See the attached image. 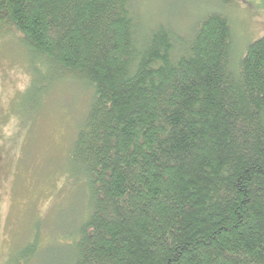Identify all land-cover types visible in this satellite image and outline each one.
Segmentation results:
<instances>
[{
	"label": "trees",
	"instance_id": "16d2710c",
	"mask_svg": "<svg viewBox=\"0 0 264 264\" xmlns=\"http://www.w3.org/2000/svg\"><path fill=\"white\" fill-rule=\"evenodd\" d=\"M132 1L0 0L53 83L92 90L68 155L72 264H264V35L239 59L223 14L180 35Z\"/></svg>",
	"mask_w": 264,
	"mask_h": 264
},
{
	"label": "rangeland",
	"instance_id": "374dc122",
	"mask_svg": "<svg viewBox=\"0 0 264 264\" xmlns=\"http://www.w3.org/2000/svg\"><path fill=\"white\" fill-rule=\"evenodd\" d=\"M132 10L142 24L171 25L180 35L221 13L239 59L264 35V0H133ZM53 74L21 35L0 26V264H13L35 236L27 264H72L68 236L84 204L68 155L92 90L70 79L53 83Z\"/></svg>",
	"mask_w": 264,
	"mask_h": 264
}]
</instances>
